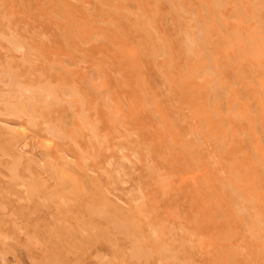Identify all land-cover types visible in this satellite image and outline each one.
I'll return each instance as SVG.
<instances>
[{
    "label": "rangeland",
    "instance_id": "374dc122",
    "mask_svg": "<svg viewBox=\"0 0 264 264\" xmlns=\"http://www.w3.org/2000/svg\"><path fill=\"white\" fill-rule=\"evenodd\" d=\"M0 264H264V0H0Z\"/></svg>",
    "mask_w": 264,
    "mask_h": 264
},
{
    "label": "bare ground",
    "instance_id": "6f19581e",
    "mask_svg": "<svg viewBox=\"0 0 264 264\" xmlns=\"http://www.w3.org/2000/svg\"><path fill=\"white\" fill-rule=\"evenodd\" d=\"M204 8V7H203ZM194 19V18H193ZM195 21H197V20H195ZM194 21V22H195ZM150 26V25H149ZM200 29V28H199ZM189 30V29H188ZM154 32V31H153ZM156 33V32H155ZM199 34V33H198ZM189 36H191V35H189ZM194 37H196V36H194ZM188 39V38H187ZM22 50V49H21ZM92 73V72H91ZM210 102V101H209ZM211 108V107H210ZM256 116V115H255ZM23 130V129H22ZM229 135V134H228ZM198 136V135H197ZM221 140V139H220ZM228 145V144H227ZM224 185V184H223ZM248 197H250V195H248ZM242 210V209H241ZM240 211V210H239ZM242 212H243V210H242ZM257 223H258V221H257ZM262 225H263V223H262Z\"/></svg>",
    "mask_w": 264,
    "mask_h": 264
}]
</instances>
